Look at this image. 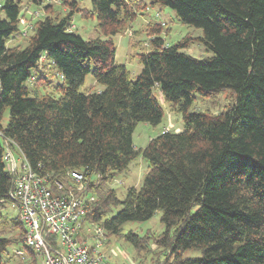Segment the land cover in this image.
Returning a JSON list of instances; mask_svg holds the SVG:
<instances>
[{
    "label": "trees",
    "instance_id": "1",
    "mask_svg": "<svg viewBox=\"0 0 264 264\" xmlns=\"http://www.w3.org/2000/svg\"><path fill=\"white\" fill-rule=\"evenodd\" d=\"M45 1H0V264L24 236L17 216L2 217L7 205L14 207L7 149L65 187L68 171L85 173L96 196L88 220L101 226L104 239L161 211L157 235H122L136 252L152 241L163 251L157 264H264V0H151L200 29L198 40L212 56L199 60L183 43L165 45L159 36L165 24L150 21L149 50L136 54L142 68L135 79L116 64L111 37L148 8L144 0H90V10L78 0H59L58 10ZM31 4L43 5L45 14L25 39L20 22ZM75 13L95 16V38L71 28ZM16 39L26 45L9 47ZM89 74L100 90H80ZM154 87L183 127L135 148V125H157L163 117ZM224 90L233 96L224 110L190 111L193 94ZM138 155L147 163L142 183L119 199L110 182ZM187 250L201 254L184 257Z\"/></svg>",
    "mask_w": 264,
    "mask_h": 264
},
{
    "label": "rangeland",
    "instance_id": "2",
    "mask_svg": "<svg viewBox=\"0 0 264 264\" xmlns=\"http://www.w3.org/2000/svg\"><path fill=\"white\" fill-rule=\"evenodd\" d=\"M1 1V0H0ZM27 0H22L25 3ZM79 6L86 10L91 9L90 0H78ZM147 3L148 8L139 14L134 21L131 22L130 27L123 34H117L111 37L113 45L115 47L114 60L116 64H122L132 79H135L138 73L141 71L142 66L139 64L137 59V53L145 50H149L147 42V36L145 35L146 24L150 21L160 22L165 24L164 29L159 35L164 39L165 45H172L175 43H183V51L192 57L199 60H208L212 53L205 49V46L198 40L201 36L200 29L187 27L182 24L176 17L175 13L160 4H151V0H144ZM53 4L55 10L59 9V0H46L43 5ZM43 5L40 7L36 5H28V10L25 12V16L20 22V28L24 32L22 36L26 39L31 32L33 22L38 16H42L44 10ZM52 9V5L50 6ZM61 8L62 12L67 11L68 6L64 5ZM60 11V12H61ZM45 14V13H44ZM71 28L75 29L76 32L83 37L95 38L97 32L95 25L97 23L94 15L86 14L84 17L81 13H75L71 20ZM137 45H133V43ZM139 42V43H138ZM26 45L24 39L11 40L8 43L9 47L19 46L20 48ZM100 90L101 86L97 84L92 76L89 74L85 77L84 83L80 90ZM153 94L156 97L160 107L162 108L163 117L161 122L157 125H150L144 122H139L135 125L132 134V141L135 148H143L148 141L163 132L169 130L171 132H178L183 127L181 115L170 109V104L166 102L158 88H153ZM194 100L190 107V111H209L217 113L224 110L232 99V93L224 90L217 95L211 97H204L197 93L193 94ZM7 115L3 119L2 125L6 124ZM13 158L16 160L18 166L20 165L21 159L18 152L14 149L11 150ZM6 167H9L6 162ZM147 170V163L138 155L129 165V170L126 173L116 176L111 182L110 186L117 192V197L122 199L125 195L128 187H140L143 176ZM17 211L11 205H7L2 213L3 218L16 217ZM161 211H156L154 215L147 221L143 222H127L122 226L121 236H110L103 240V243L98 247V251L103 254L102 264H157L154 262L157 258L162 260V252L154 247L152 241L147 244V248L141 252H136L134 247L124 240L122 237L127 231L143 236L146 233L157 235L163 230V226L160 222ZM10 232L7 233L9 235ZM13 234V232L11 233ZM93 243V241H91ZM16 248L14 245H10L7 248L9 258L5 264H23L22 260L13 257V250ZM200 251L187 250L184 252V257H199ZM152 259V260H151ZM161 264V263H160Z\"/></svg>",
    "mask_w": 264,
    "mask_h": 264
},
{
    "label": "built area",
    "instance_id": "3",
    "mask_svg": "<svg viewBox=\"0 0 264 264\" xmlns=\"http://www.w3.org/2000/svg\"><path fill=\"white\" fill-rule=\"evenodd\" d=\"M4 158L14 174L8 197L24 228L22 247L13 257L23 264H102L103 229L88 220L96 196L86 188L87 175L68 171L71 186L65 187L33 172L22 158L18 166L8 149Z\"/></svg>",
    "mask_w": 264,
    "mask_h": 264
}]
</instances>
